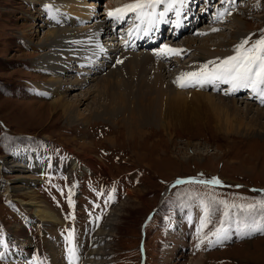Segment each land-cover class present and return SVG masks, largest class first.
Wrapping results in <instances>:
<instances>
[{
    "label": "rangeland",
    "instance_id": "374dc122",
    "mask_svg": "<svg viewBox=\"0 0 264 264\" xmlns=\"http://www.w3.org/2000/svg\"><path fill=\"white\" fill-rule=\"evenodd\" d=\"M90 1L92 2L89 3L94 5L92 12L95 13L93 16L97 18V21L82 20L79 29L87 32L88 29H92L93 27L94 31L90 37L97 39L98 16L101 17L107 12V5L112 1ZM215 1L213 3L211 1V3L214 4ZM230 1L232 2V0ZM238 1L232 2L233 6L230 9L236 8L235 11H238L239 17L243 18L247 34L242 35V39L235 41L236 44H231L230 48L234 51L236 46L243 40V37H249L250 43H252L261 36H264V0H252L254 4L251 3V0ZM120 2L131 4L136 2V0H121L118 3L116 2V4ZM191 2L193 0L189 1L190 4ZM198 3H192V6L189 4V8L187 7L190 12L187 11L186 17L191 15L189 18L190 22L187 21L189 29L197 25L190 27L191 21H196L194 16H197L196 18L199 20L200 16L204 18L208 15L209 19L206 18L208 19L206 22L203 19L202 25L195 32L191 30L187 36L182 37L183 41L185 38H192L194 40L197 39L202 44L207 43L205 40L207 36H217L213 40L219 42L220 40H224L223 33H226L228 37L236 35L233 32L235 28L230 23L231 21H227L225 14L221 15L223 11L219 14L217 13L215 16L213 5H211V8H208V2L206 7L202 3ZM81 4L86 5L84 2ZM161 6L162 3L149 11L153 13L155 10H164L163 6ZM246 6L250 7V9L245 12L244 8ZM221 7L220 5L219 11ZM118 8L119 6L116 5L113 7V10ZM60 9L59 3L56 0H0V238H6L5 243L0 246V257H2L0 258V264H28L18 261L7 262L3 255L7 253L6 249L10 246L7 238L12 235L13 243L18 241V234H15L14 230L22 226L23 218L28 217L27 214L30 212V210L28 212L25 211L24 207L27 206H22V201H30V198L26 194L37 196L38 200L41 203L43 202L42 204H46V209L54 212L56 218L59 219V224L47 230V233L41 231L39 235L35 232L31 234V228L26 226L29 229V232L26 234L27 238H24L27 239L25 241L26 244H35L33 239L38 236V241L41 243L39 249L43 252V244L44 249L47 250L43 254L45 257L50 256V264H53V258L57 259L58 264H64V255L65 253H69V248L74 249L75 252L77 248H80V245H83V249L86 250V246L90 247L93 244L91 237L97 224L96 221H92V217H90L91 212H87L85 216L75 220L79 231L73 232L64 214L59 209H53L45 200V195L35 188V184L39 185L38 180L41 173L43 171L47 172V170H42L43 165L36 163L35 165L39 166V168L27 161L18 162V158L26 159V157L30 156V153L27 156L22 150L16 148L23 147L25 150H30L29 146H34L32 148L38 151L44 150L40 147L47 148L48 146L62 151L64 157H67L66 160H57L55 158V162L61 161V163L56 165L54 169H51V172L54 171V173L58 174V171H63L64 166H67L68 171H65L67 174L68 172H72L73 166H71V163L74 165L75 161H79V170L82 171L81 177L92 175L103 186H111L118 182H121L125 186L127 190L126 194L123 193L115 201L111 199L109 203L111 209L107 212L108 216L104 221L107 224L108 220L112 218L113 225L108 231H111L113 237L109 240L110 236L108 241L101 243V247L105 248L102 252L103 256L101 255L96 259L92 258V260L99 261L98 263L101 264H138L139 228L147 213L160 207L154 221L148 227V264H188L191 256H196L201 251L207 254L205 264H264V237L251 240L250 234L254 233V230L249 229L250 225H258L260 219L264 221V196L260 195L262 194L261 192H264V137L253 136L252 138L226 133L221 129L224 126H221V121L215 116L210 107L211 104L206 100H202L201 103L191 104V106H185V110L182 113L164 118V120H168L166 128L168 130L171 129V131H167L159 123L156 124L154 120L151 121L150 119L142 120L139 126L135 127L132 123L129 124L125 120V116L119 112L116 105L114 106L116 107L114 108L116 111L114 112L116 113L115 115L111 114L107 118L106 116L103 117L101 113L100 115L97 114L88 126L82 125L77 121H69L64 112L60 110L56 111L50 105L58 96L52 94L49 82L52 79L60 80V78L58 79L57 74L54 72V65L46 60L53 55L59 54V51L62 50V47H60L62 46L61 41L59 44H56L60 45L58 47H48L38 44L44 34L51 29V24L48 21L52 22V19H55V14L52 15L50 13L54 10L60 12ZM226 10H228V7H226ZM230 13L231 11H229ZM55 17L57 18V22L55 23L57 24V29L64 30L70 25L67 18H65L64 22L56 15ZM148 17L153 19L152 15ZM110 18L113 19V17ZM169 18L175 19V15L171 14ZM215 18L218 20L216 21ZM158 21L159 19L155 23L157 24ZM199 21L201 22V20ZM127 22L125 21L123 25L118 26L119 28H116L115 24H108L111 27V30H108V32H117L118 29L127 26ZM215 27L219 29L216 35H212L213 32L206 35L199 33L200 30L205 28L213 30ZM169 28L172 29L171 26ZM120 32L121 29L118 33ZM172 32L174 31H171L170 36H168L167 30L165 42L161 43L158 48H152L154 52H150L151 55L156 57L161 53L160 50L165 45L168 44L167 46L171 47L175 44L173 40L171 42L169 40L173 38L171 37V35H174ZM110 35H108L109 38L111 37ZM82 36L85 37V34ZM218 37L220 38L219 41ZM119 38H123V35ZM64 40H66L65 37L62 38V41ZM72 40L77 41V43L82 42L78 41L81 40L80 36H73ZM98 41L100 42L99 37ZM211 42L212 40L209 41V44H213ZM181 43L179 42L176 46L182 47ZM142 44L144 45L145 43ZM157 45H159V41ZM96 48L99 51L96 53L91 52L88 56L85 54L86 47L83 48L80 52V59H85L84 57L87 56L91 62L95 63L98 58L95 59L92 54H104V50L100 46ZM138 50L143 52L142 47L135 51ZM125 52L132 51L126 50ZM122 53L117 54L115 61L111 63V65L115 66L113 69L118 65L119 67L122 66L120 62H116L118 56H120L119 61H121ZM192 53L190 51V54H186L185 58L182 56L183 60L177 63L176 57L173 58L169 54V60H167V57L163 62L168 67L171 65V68L164 70L166 71V78L167 80H172L170 82L175 84V88L179 92L195 91L197 88H200V86L181 88L176 86L177 84L175 83L177 77L182 73V71L180 72V67L186 62V64L191 62ZM205 63L207 62L200 63L199 65L203 66ZM72 65L73 63H70L68 66ZM157 65L158 59L145 65L146 69H144L148 72L149 77L153 76L154 71H152V68L154 66L157 68ZM82 66L85 69L88 67L93 70L97 67L85 64H82ZM209 67H212V65H209ZM75 68L79 70L80 66ZM195 68L199 71L202 67ZM195 68L190 69L193 70L191 72H195ZM98 70L99 68H97L96 72ZM107 71L109 70H105L103 74ZM76 74L79 78L82 77L79 79V82L83 84L87 83L84 80L87 76L86 74ZM139 74L138 70L136 73L128 69L127 71L125 70L124 79L132 85L130 87L132 91L138 87L137 82L141 76ZM61 76L63 77V73ZM123 83V78H117L116 85L121 93H124V88L121 86ZM94 84L95 82L87 83L81 88L74 86L73 88L76 89L69 92L70 94L68 93L69 98L81 97L82 93L91 90V94L87 93V97L90 98L86 102V105L89 103V106L91 104L96 109L98 104L96 105L95 102L99 94L96 91L94 92V87L92 86ZM32 85L36 89H39L46 97L33 95V90L30 88ZM106 91L103 89L102 93ZM205 91L209 93L214 92L209 89ZM250 91L252 90L250 89ZM250 91L249 95H251ZM249 95H245L244 93L232 97L235 100L243 102L244 98ZM101 96H103L101 103L105 104L108 99L107 95ZM251 103H253L254 107L264 108V100H253ZM85 108L86 106H82L81 110ZM179 110L181 111V109ZM14 145L16 146L14 147ZM37 155L39 157L46 156L45 161L47 164L44 167L47 165L52 166V162L48 160L47 154L42 153ZM16 165H19V167ZM197 176L205 177L207 180L219 178L222 183L218 186L228 184L229 189H224L225 191H223L210 185L191 183L174 189L172 195L167 199L166 205L163 203V195L170 181L182 178L197 179L199 178ZM235 186H241L242 188L238 190L235 189ZM250 188H257L262 191L251 192ZM5 194L8 199L9 197L11 199L9 203L13 201L19 204L20 210L17 207H9L8 211L5 210L8 207L3 206L4 199L1 198ZM197 196L199 197L198 200H200L198 204L192 205L196 201H187L185 203L182 202L183 204L181 205V209L187 211L191 210L187 206H195V213L196 211L201 213L199 222L198 220L195 221V218L198 219L197 215L193 217L191 212L182 211L187 214V218L191 217L188 222L193 221L190 230L191 235L188 236L190 245L187 244L185 246L186 239L183 235L188 229L187 225L183 226V233H180L176 229L171 230L167 239L165 228L167 227V234L170 223L163 219L164 214L167 212L164 210V207H167L170 203L178 204L181 200ZM220 201H226L229 207L225 209L224 205L219 203ZM201 202L204 204L203 207L200 206ZM231 205H236L237 207H231ZM248 205H252L253 207L249 208ZM205 206H208L210 210V222L201 228V221L205 219ZM226 210L228 211L227 218L224 216ZM20 213H24V216ZM16 214H19L20 217L22 216L19 221ZM34 219L32 217V221L35 224ZM178 220L179 223H176V225H180L181 217ZM104 223L103 226L105 225ZM227 224H229L231 231H233V235H237L238 237L245 235L244 241L246 240V242H240L235 245L225 242L219 246H217L219 242L209 243V240H216V237L212 236L211 233ZM47 225L51 224L47 223ZM35 226L37 227L36 224ZM68 227L73 234L71 242L68 239L69 234H64L63 232L57 233V230L68 232ZM44 234L48 236L42 237L43 240H41L40 237ZM205 235H207L208 239H204ZM51 236H53L55 243H53V240H48ZM202 240L203 243L201 242ZM168 242L170 243L167 244V248L165 249V244ZM174 244V253L169 256L170 254L168 255L167 251ZM186 247L188 250L183 254L182 248ZM33 252H27V255H33L31 261L40 262L39 255H34ZM83 254L88 255L87 253ZM176 256L180 259H176L175 261Z\"/></svg>",
    "mask_w": 264,
    "mask_h": 264
},
{
    "label": "bare ground",
    "instance_id": "6f19581e",
    "mask_svg": "<svg viewBox=\"0 0 264 264\" xmlns=\"http://www.w3.org/2000/svg\"><path fill=\"white\" fill-rule=\"evenodd\" d=\"M56 1H58L59 7L61 8L60 12H57L58 10L57 11L54 10L50 14L52 15L55 14L57 17L61 18L64 22H65V18H67L70 22V25H68V27H66L64 30L57 29L56 27L57 24H55L57 22V18L54 15L55 19H52V22L48 21L49 24H51L50 25L51 29H49L44 34L42 40H40L38 44L46 45L48 47H52V46L58 47L60 45H56V44H59L61 41L62 46L60 47H62V50L59 51V54L53 55L46 60L49 61L52 65H54V72L57 74L56 76H58V79L60 78V80L52 79L49 82L51 86L52 94L58 96V98L54 99L52 104L50 105H52L56 111L60 110L64 112V115L68 117L69 121L70 120H72L73 122L77 121L82 125L88 126L89 123L94 119L95 115L97 114L100 115L101 113L103 117L106 116L107 118H109L111 114L113 115L116 114L114 113L116 112L114 108L118 107L119 112L125 116V120L129 124L132 123L135 127H138L139 123H141L142 120L150 119L151 121L154 120L156 124L159 123L160 126L167 129L166 124L168 123V120H164V118H169L170 116H175L176 114L182 113L185 110L184 108L185 106H191V104L201 103L202 100H206L211 104L210 107L215 113V116L218 117V120L221 121L222 123L221 126H224L221 129H223L226 133L243 135L252 138L253 136L264 137V108L259 107L260 108L259 109L257 108V106L254 107L253 103H251V101L253 100L254 101L264 100V98H262L258 92H253L250 91V89H243V88L233 92L231 89V85L224 83H217L215 85L205 84L203 87L197 88L195 91L191 90L189 92L186 91L179 92L175 88V84L170 82L172 80H167L165 74L166 71H164L171 68V65H169L168 67L163 63L165 58H167L169 54L165 55L160 53L158 56H156L157 57L156 59H158L157 68L155 67L156 66L155 65L152 68V71H154L153 76L150 77L148 76V72L145 71L146 69L145 65H147V63L148 64L151 63L153 55H151L149 51L141 52L139 50L138 51L135 50L141 47L142 50L143 48L150 50L153 47H158L161 43H163L162 40L164 36V30L170 27V26L163 27L165 25L164 17L163 19L159 18V21L156 24L155 22L150 23L153 22V19H150L148 16H145L143 17L142 20L139 19L138 21L134 22L133 25H131V21H128L129 18L128 12L125 13L123 18L120 20H117L113 17L112 21H114V24L117 26L116 28H119L118 26L123 25L125 21H128L127 22L128 25L125 26L127 27V30L124 32L125 33L124 42L122 41L123 42L122 44L119 42L116 43L117 40H115L114 38L112 39L111 37L109 38L108 36L110 34L108 30H111L110 29L111 27L108 25L109 22H107V19L110 18L108 13L110 11H114L113 7H115L116 5L119 6V8H122L128 4H123L124 2H120L119 4H116V2L118 3V1L121 0H117L116 2L115 0H111L112 2L110 1L111 3L107 5V12L103 14L101 17L98 16L99 27L97 30L96 37H99L98 33L100 31H104V34L103 36L100 37V42H99L98 38L92 39L90 37L94 31L93 27L92 29H88L87 32L85 30L82 31L81 29H79V25L81 24L82 20L83 21L92 20L93 22L95 20L97 21V18L93 16L95 13L92 12L93 11L92 8L94 5H91L89 3L92 1L90 0H81L80 2L79 0L78 1L56 0ZM189 1L190 0H186V2L183 5L178 4L176 11L173 8L171 11H168V5L171 2L170 0H164V2L162 3L164 9V11L162 12L166 14L167 13L171 14L173 12L180 13V15L176 14L177 20L171 26L172 27L171 31H174L172 32L174 33V35H171V37H173V41L177 42V44L179 43L178 41L181 40L183 36H185L188 30L191 29V28L189 29V27L187 26V21L190 22L189 18L191 17V15H189L188 17H186L185 15L186 23H184V20L181 17L184 8L187 7L189 8V4H190ZM193 1H194V3L192 2L193 4H195V2H199L202 3L205 7L207 6V2H208V8H211L212 7L211 5H213L215 16L217 15V13L219 14L223 11L222 13L225 14V16H227L226 18L227 21H231L230 23L232 24L233 28H235L233 29V32H235L236 35L235 36L231 35L230 37H228L226 33L225 34L223 33L224 40H220V38L218 37L217 39L218 41L220 40L219 42H215L213 40L217 36L216 37L207 36L205 38L207 43L201 44L197 39L194 40L192 38H185L184 41L182 40V43L180 42L182 44V47H177L176 44H173L170 48L184 50V52L180 55L170 54L171 56L176 57L177 59L176 63L179 62L180 60H183L182 56H184L183 58H185V56L190 54V51L193 52L190 59L191 62H189V64H186L187 63L186 62L180 67V72L182 71V73L191 72L193 70L190 69L195 67L198 68L202 67L199 65L200 63L208 62V61H219V59H223L226 58L227 56L235 54V51L232 48H230L231 44L232 43L236 44L235 41L242 39L241 36L247 34L245 30V21L243 20V18L239 17V14L237 13L238 11H235L236 8L230 9V7L233 6L231 3L238 0H232V2L230 0H218V2L217 0L216 1L193 0ZM211 1L212 3L215 1V3L212 4ZM82 2L86 3V5L81 4ZM220 5L222 7L221 10L219 11ZM242 6L244 7L243 3ZM226 7H228V10H226ZM249 9L250 7L246 6L244 8V11L245 12L249 11ZM229 11H231L230 14ZM215 19L216 21L218 20L217 18ZM198 21L199 20L196 21L192 20L190 23V27L195 26ZM155 24L156 27L153 26ZM200 25H202V23ZM217 28L218 27H215L214 29ZM210 32H213L212 35L214 34L216 35L217 33V31H212L211 29L209 30L207 28L199 31V33H207V34H211ZM82 33L85 34V37L82 36L84 35ZM115 34L117 36V32L114 31L113 34L110 36L115 37ZM73 36H80L81 40L78 41H82V42L77 43V41L72 40ZM63 37H65L66 40L62 41ZM244 38L245 37H243V39ZM211 40H212L211 43L213 44H209V41ZM158 41H159V45H157ZM142 43H145L144 45L146 46L143 47L144 45ZM141 44L142 46H140ZM98 46H100V48L104 50V54L102 53H99L98 55L92 54V56L95 57V59L98 58L97 61L93 63L87 58V56L91 52L92 53L98 52L99 49L96 48ZM85 47H86L85 54H87V56L84 57L85 59H80L81 58L80 52ZM126 50L132 52L126 53L125 52ZM120 52L121 53L124 52L122 53L121 62H120V65L122 66L119 67L118 65L116 66L115 69H113V67L115 66H113V64L111 65V63L115 61V56ZM70 63H73V65L68 66ZM45 64H47V62H45ZM82 64L90 65L92 67L95 66L97 67L94 70L88 67L87 69H85L82 66ZM78 66H80L79 70L75 68ZM97 68H99V70L96 72ZM107 69L109 71L103 74V72ZM127 69L131 70L133 73H136L138 70L140 73L139 75H141L137 82L138 87H136V89L133 91L130 89L132 85L129 84V82L125 81L124 79V73L125 70L127 71ZM62 73H63V77L61 76ZM76 73L83 75L86 74L87 76L84 78V80L87 83L95 82V84L92 86L94 87V92L96 91L99 94L97 95L98 99L95 102L96 105L98 104L96 109H94L91 104L89 106V103L86 105V102H88L90 98L87 97V93L91 94V90L82 93L81 97L77 96L72 99L69 98L68 93L76 89L73 88L74 86L75 87L79 86L78 88H81L82 86L87 84V83L83 84L79 82V79H81L82 77L80 75L81 78H79V76ZM119 77L123 78L124 80L123 85H121L122 88H124V93H121V91L118 90L116 85L117 78ZM151 77L153 78L150 79ZM208 87H212L215 90V92L209 93L208 91H205L206 89H209ZM103 89L107 91L105 93H102ZM249 91L251 92V95H249ZM243 92L245 93V95L247 94L249 95L244 98L243 102L233 99L232 97L233 95L241 94ZM101 95H107L108 99L107 102H105V104L101 103V99L103 97ZM115 105L116 107H114ZM82 106H86V108L84 110H81ZM179 109H181V111ZM167 131H171V129L170 130L167 129ZM44 157L43 156L39 157L38 155L30 154L28 160L29 162H33L38 165H46L47 164V162L45 161L46 156ZM75 165H77L76 162L74 163V165L72 164L73 167ZM16 166L19 167V165ZM26 196L30 198L29 199L30 201L28 202L22 201V206L29 207L30 209L24 207L25 211L28 212L30 210V212L28 213L35 215L34 220H35V224L39 229V232L44 231L47 233V230L59 224V219L56 218L54 212L47 210L45 206L46 204L45 205L42 204L43 202L41 203L38 200L37 196L28 195V194H26ZM196 215H197L196 217H198L197 220L200 222L201 213L199 211H196ZM112 221H113L112 218L108 220L107 224H105L102 227V230H100L101 235H98L99 242L97 244H101L103 241H108V238L111 236V231L108 230L113 225ZM47 223H50L51 225L48 226ZM28 232L29 229L27 227L24 228L21 226L18 229H15L14 233L18 234L17 235L18 241H15L14 243L17 244V246L20 247L21 249L28 248L26 246L34 247L39 254H42L41 250L39 249V247H41V243L38 241L39 240L38 236L34 237L33 239L35 244L33 245L31 244L27 245L28 243L26 244L25 241H27V239L24 238H27L26 234ZM104 237L105 239H103ZM92 248L93 249L88 253V257L86 254H83L84 257L83 264H101L98 263L99 261L92 260V258L96 259L97 257H100L102 255L103 250H105V248L100 247L96 249L95 245L93 244H92ZM174 248H175V244L172 245L169 251H167L168 255L170 254L169 256H171L174 253ZM206 259H207V254L204 253V251H201L197 253L196 256H191L188 264H205L207 261ZM43 261L44 264L48 263L45 260V257L43 258ZM52 263L58 264L57 259L53 258Z\"/></svg>",
    "mask_w": 264,
    "mask_h": 264
},
{
    "label": "snow or ice",
    "instance_id": "6c2138e0",
    "mask_svg": "<svg viewBox=\"0 0 264 264\" xmlns=\"http://www.w3.org/2000/svg\"><path fill=\"white\" fill-rule=\"evenodd\" d=\"M164 0H136L135 3L125 5L122 8L110 11L108 15L114 17L117 20L123 18L124 14L127 12L138 13L137 19L142 20L145 16L153 15L151 11H146L154 9L158 4L163 3ZM180 3L183 5L186 0H171L168 5V11H171L175 3ZM166 13H160V18L163 19ZM180 15L179 12L176 13ZM223 15V13L221 14ZM150 23H154L150 22ZM212 31H219V29H213ZM207 34V33H202ZM184 52L183 49L170 48L167 45L161 50L162 54H174L180 55ZM121 62V61H118ZM212 65V67H209ZM175 83L181 87H203L205 84H217L224 83L231 85V89L235 92L238 89H251L253 92H258L259 95L264 98V36L256 39L254 42L250 43V38H244L235 49V54L227 56L226 58L219 59V61H208L205 63L199 71L181 73L177 77ZM184 183H200L205 185H220L222 182L219 178H213L209 180H195V179H178L176 184ZM175 186V185H174ZM109 199H114L110 196ZM71 204L72 201L69 200ZM225 209L229 207L226 201H220ZM231 207H237L236 205H231ZM243 207V206H241ZM249 208L253 207L248 205ZM205 219L201 221V228L205 227L207 223L210 222V210L208 206H205ZM225 218L228 217V211L224 212ZM226 230L221 226L211 233L212 236L216 237L215 241L209 240V243H218L221 239L227 238ZM72 232H69V241L72 239ZM204 239H208L205 235ZM203 243V240L201 241ZM69 255L74 253V249L69 248ZM2 258V257H0Z\"/></svg>",
    "mask_w": 264,
    "mask_h": 264
}]
</instances>
